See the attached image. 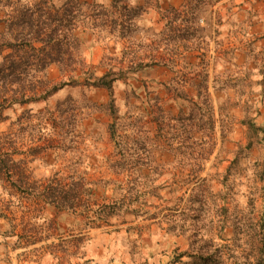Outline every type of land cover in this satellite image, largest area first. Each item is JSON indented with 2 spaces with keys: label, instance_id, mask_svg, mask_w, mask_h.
Here are the masks:
<instances>
[{
  "label": "rangeland",
  "instance_id": "1",
  "mask_svg": "<svg viewBox=\"0 0 264 264\" xmlns=\"http://www.w3.org/2000/svg\"><path fill=\"white\" fill-rule=\"evenodd\" d=\"M112 1L79 0L125 29L80 28L76 68L31 66L34 78L0 83L3 148L15 150L26 179L95 184L76 210L56 209L16 191L10 181L21 176L3 168L0 264H264V0H118L119 14ZM43 2L0 0V63L26 57L5 42L26 34L15 23L26 12L36 19ZM119 72L118 132L133 122L150 151L128 172L113 165L108 92L92 86ZM117 182L155 196L144 193L140 209L123 207L104 226L94 203L115 197Z\"/></svg>",
  "mask_w": 264,
  "mask_h": 264
},
{
  "label": "trees",
  "instance_id": "2",
  "mask_svg": "<svg viewBox=\"0 0 264 264\" xmlns=\"http://www.w3.org/2000/svg\"><path fill=\"white\" fill-rule=\"evenodd\" d=\"M45 0L42 6L37 8V17L33 18L34 14L32 12H26L23 17L18 20L16 25L26 29V34H21L12 38V41H6L5 47L9 49H17L16 51H22L26 53L24 55H16L14 58L12 55L8 54L0 63V83L4 82L9 84L24 83L30 78H34V75L29 76L28 68L31 66H36L40 71L54 64L59 70L65 67H71V69L76 68L79 65V52L81 47V40L79 38L78 30L80 28L87 29L91 31H96L98 29H103L109 27L111 30H116L117 28L125 29L123 21H118V18H102L104 13L99 12L95 5H92L89 12H84L82 10V5L79 0H64V2L59 6H54L49 4ZM111 11L114 14H119L118 12V0H113L110 6ZM125 10V8H121ZM105 16V15H104ZM135 14L131 15L129 22H132ZM12 24H10L9 27ZM154 60L151 64H156ZM141 63H136L135 67H139ZM147 64H145L146 66ZM132 69V68H130ZM84 74V73H82ZM122 72L118 73H105L102 76L94 79L92 86L104 88L109 95V101L105 105L106 111L112 116L113 121L109 126V135L114 143L117 161L114 167H119L127 171L129 166H133L139 161H148L149 149H147V144L141 143L138 146L136 128L133 126V122H128L129 131H125V134H120L118 132L119 117L117 110L115 109L112 83L116 80V75H121ZM27 78V79H26ZM58 89V88H57ZM56 89V90H57ZM55 91V87H54ZM47 89L42 94H37L33 92L31 97L22 94L20 96L11 97L10 103H21L29 99H41L48 96ZM1 107V105H0ZM169 120V119H168ZM183 121L191 122L190 117L183 119ZM167 126V125H166ZM182 127V125H180ZM188 127V125L186 126ZM3 136L0 135V171L4 168L16 169L10 173V175H15L21 178L12 179L10 181L12 187L27 196H36L46 204L52 205L56 209H65L69 211L76 210L81 204H84L88 198L92 197L93 189L95 184L92 183H78V185L69 186L62 185L60 182L55 184H32L29 182L26 175L25 164L22 161L15 162L13 160L14 149L8 150L12 151L11 154L7 149H4ZM2 150L5 157L2 156ZM24 164V165H23ZM22 166V167H21ZM149 169V168H148ZM158 172H156L157 174ZM9 172L6 177H12ZM24 176V178H23ZM116 196L110 200L102 202V204L94 203V216L93 219L103 222L104 226H110V219L117 215L123 207L128 208L129 206L136 205V208L141 207L139 203L140 197H143L144 193L147 195L155 196L153 191L141 192L137 188L130 184L123 182H117L114 184ZM153 185L149 186V188ZM85 188V189H84ZM159 188V187H158ZM130 191H132L130 193ZM120 193V194H119ZM87 205L85 204V207ZM140 212V210L133 209V212ZM144 213V212H142ZM90 217V216H89Z\"/></svg>",
  "mask_w": 264,
  "mask_h": 264
}]
</instances>
